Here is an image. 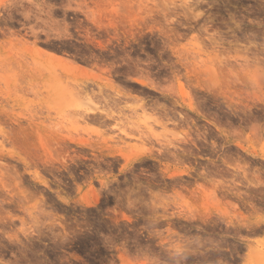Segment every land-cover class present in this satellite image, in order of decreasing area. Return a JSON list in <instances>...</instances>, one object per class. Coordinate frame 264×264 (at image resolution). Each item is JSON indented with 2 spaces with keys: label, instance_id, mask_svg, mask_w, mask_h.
<instances>
[{
  "label": "rangeland",
  "instance_id": "1",
  "mask_svg": "<svg viewBox=\"0 0 264 264\" xmlns=\"http://www.w3.org/2000/svg\"><path fill=\"white\" fill-rule=\"evenodd\" d=\"M0 1V264H264V0H115L119 33L93 0ZM194 127L216 149L135 161Z\"/></svg>",
  "mask_w": 264,
  "mask_h": 264
},
{
  "label": "bare ground",
  "instance_id": "2",
  "mask_svg": "<svg viewBox=\"0 0 264 264\" xmlns=\"http://www.w3.org/2000/svg\"><path fill=\"white\" fill-rule=\"evenodd\" d=\"M114 1L115 0H106V1H104L103 2V0H93V2H92V4L93 3H95V6L98 8L97 10H92L91 11V17H89V14H90V12H89V14L87 13V16L89 17V19H90V21H91V23H93V25H96V26H98V27H102L103 25H102V23H103V20H104V17H106V16H104V12H105V14H108V13H110L109 15H111V18L109 19L108 17H109V15H108V19H109V23H108V25H109V27L110 28H114L115 29V31L117 32V30H118V27L120 26V25H123V27H125L124 26V24H125V22L123 23V20L126 18V17H122V12L120 11V9H118L117 7H114L115 6V4H114ZM1 2V1H0ZM102 3H104V4H106V6L108 5V7L110 6L112 9L110 10V12H108V13H106L107 11H109L108 10V8H104L103 7V5H102ZM117 4V3H116ZM102 5V6H101ZM117 6V5H116ZM119 6H121V5H119ZM15 7V6H14ZM101 7H103V9L101 8ZM10 8V7H9ZM11 9V8H10ZM9 9V10H10ZM14 10V9H13ZM13 12V11H12ZM4 16V15H3ZM25 16V15H24ZM123 16H125V15H123ZM27 18H30L29 16L27 17L26 16V19ZM121 18H123L122 20H121ZM88 19V20H89ZM106 19V18H105ZM107 19V20H108ZM106 20V21H107ZM8 21H9V19H8ZM105 21V20H104ZM122 21V22H121ZM128 21H130L132 24H133V21L132 20H128ZM105 23V22H104ZM129 24V23H128ZM132 24H130V26H133ZM104 26H105V24H104ZM58 27H60V26H58ZM67 27V26H66ZM108 27V26H107ZM121 27V26H120ZM64 29V28H63ZM67 29V28H66ZM120 30H121V28H119ZM68 30V29H67ZM66 30V31H67ZM119 30V31H120ZM119 31L117 32V33H119ZM68 32V31H67ZM61 33H64V32H61ZM66 33V32H65ZM117 33H115V34H117ZM126 33V32H125ZM123 34V38H125L126 40H128L129 38L127 37V33L126 34ZM131 34V33H130ZM33 35H34V33H33ZM36 35V34H35ZM63 36H64V34H62ZM67 35H69V34H67ZM87 35L89 36V35H91L90 33H87ZM86 35V40H88L89 41V43H90V36L88 37ZM120 34H117L116 36H117V39H116V37L114 38V39H116L118 42H119V40H120V36H119ZM122 35V34H121ZM66 36V35H65ZM132 36H133V33H132ZM131 36V37H132ZM71 37V36H70ZM134 37V36H133ZM132 37V38H133ZM94 39H95V37H93ZM94 39L93 40H91V42L92 41H94ZM135 40V39H134ZM36 41H37V39H36ZM109 41V40H108ZM111 39H110V43H111ZM93 43V42H92ZM95 43V42H94ZM100 44V47L102 46V44H101V42H98L97 41V43L96 44ZM109 43V44H110ZM129 43V42H128ZM34 44H35V41H34ZM104 45V44H103ZM107 45V44H106ZM108 46V45H107ZM36 48V47H35ZM42 50V48L41 47H39V48H37V51L39 52V51H41ZM54 49V48H53ZM44 51V50H43ZM46 51V50H45ZM45 51H44V53H45ZM47 53V52H46ZM52 53V52H51ZM51 55V54H50ZM52 55H53V53H52ZM55 56V55H54ZM57 56V55H56ZM65 56V58H63V59H65V62H66V60L69 62V61H71V59H69V58H71L69 55H64ZM63 56V57H64ZM62 57V56H61ZM60 57V58H61ZM53 58H55V57H53ZM60 58H58L59 60H60ZM200 59V58H199ZM62 60V59H61ZM76 59H74V61H75ZM61 63H62V61H60ZM72 63H73V61H72ZM72 63H70V64H72ZM63 64V63H62ZM74 64H75V62H74ZM76 65V64H75ZM74 65V66H75ZM73 66V67H74ZM80 66V65H79ZM77 69V68H76ZM199 70V69H198ZM192 80V79H191ZM137 81V80H136ZM138 82V81H137ZM141 83H145L144 81H141ZM181 83V82H180ZM179 83V84H180ZM181 86H183L182 85V83H181ZM185 86V85H184ZM183 90V88H181V93H182V95L184 96V91H182ZM212 90V89H211ZM184 98V97H183ZM185 99V98H184ZM191 99V98H190ZM193 99V98H192ZM192 99L190 100V103L189 104H187V108H188V110L189 111H191V112H194V113H196L197 115H200L202 118H204V117H206V115L204 116V114L202 115V112H200V110L198 109V108H196L195 106H194V104L191 102L192 101ZM184 101V100H183ZM185 103V102H184ZM103 108V107H102ZM101 107H99L97 104H94L91 108H89L86 112L88 113H86L85 115H86V117H91V116H96L97 117V115L100 117V115H104V113H105V115H106V111H105V109L103 108L102 109ZM200 108V107H199ZM142 110H143V116H142V118H143V120L144 121H147V120H150L151 119V117H150V115L148 116V113L142 108ZM100 114V115H99ZM141 114V115H142ZM107 116V115H106ZM106 116H105V118H106ZM109 116V115H108ZM92 118V117H91ZM109 118V117H108ZM97 119V118H96ZM96 119H95V121H96ZM100 119H101V117H100ZM103 119H104V117H103ZM107 119V118H106ZM185 119V118H184ZM187 119V118H186ZM94 120V119H93ZM101 121H102V119H101ZM158 121V120H157ZM180 121H182L181 120V118H180ZM179 121V122H180ZM97 122V121H96ZM154 122H155V120H154ZM183 122V121H182ZM149 125V124H148ZM150 127V126H149ZM189 127V126H188ZM198 127V126H197ZM195 128V127H194ZM193 128V129H194ZM196 129V128H195ZM194 129V130H195ZM205 130V129H204ZM150 131V130H149ZM151 131H153V130H151ZM193 133V134H192ZM192 133H186V134H184V138L182 137V141H185L186 143H188V145H191V146H193L192 148H183V150H181V151H179V149L178 148H176V146L173 144H171L170 143V145H168V143H167V146H169V148L167 147H165L164 149H163V147H161L162 149H157V155H155L156 153H154V152H150V155H147V154H145V155H143V156H141V157H138V158H136L135 159V161L136 160H139V159H143V158H149V159H159V158H161V159H174V160H176V159H190L191 157H197V156H199V155H197V152L199 151V152H201V151H203L204 149V147H201V146H199L198 145V141L200 140V141H205V142H207L208 140H207V134H206V132H202L201 130H199V129H196V131H192ZM260 133V132H259ZM183 134L181 135L180 134V136H183ZM179 135V134H178ZM193 135H195V136H193ZM179 136V137H180ZM195 137V138H194ZM214 141V140H213ZM167 142H169V141H167ZM204 142V144H206ZM213 143V144H212ZM211 143V145H212V147L210 146V147H205V150L207 151V149L209 150V148L212 150V148H214L215 147V142H212ZM84 144V143H83ZM185 144V143H184ZM202 144H203V142H202ZM203 144V145H204ZM187 145V144H186ZM210 145V144H209ZM163 146V145H162ZM164 146H165V144H164ZM208 146V145H207ZM219 146V145H218ZM238 146H240V145H238ZM153 147V146H152ZM178 147V146H177ZM187 147V146H186ZM217 147V146H216ZM216 147H215V149H216ZM91 148V147H90ZM151 148V147H150ZM170 148H172V150L170 149ZM181 149H182V147H180ZM197 151L196 152V155H195V150ZM240 148L242 149L243 147L242 146H240ZM93 149V148H92ZM215 149H213V151L215 150ZM244 149V148H243ZM147 150V149H146ZM204 150V151H205ZM154 151V150H153ZM216 151V150H215ZM214 151V152H215ZM147 152H149L148 150H147ZM211 153H212V151H210ZM213 152V153H214ZM202 153H205V152H201V154ZM208 153H209V151H208ZM217 153V152H216ZM215 154V153H214ZM213 154V155H214ZM248 154V153H247ZM208 156V155H207ZM220 156V155H219ZM159 157V158H158ZM223 158V160H222V162H223V164L225 165L226 163H227V161H226V159H228V157L229 156H227V157H225V156H222ZM200 158V157H199ZM205 158V157H204ZM203 157H201L200 159H204ZM217 158V157H216ZM263 159H264V157H263ZM26 160V159H25ZM134 160L133 159H130L129 161H128V164H130V163H132ZM156 161V160H155ZM201 161V160H200ZM176 162V161H175ZM177 162H178V160H177ZM180 162H183V161H180ZM24 163V162H23ZM29 164V163H28ZM228 164V163H227ZM212 165H214V164H212ZM219 166V165H218ZM227 166V165H226ZM225 166V167H226ZM217 167V166H216ZM220 167V166H219ZM232 167V166H231ZM222 168H223V165H222ZM200 169V168H199ZM201 169H203V167L201 168ZM208 169V168H207ZM227 169H229V166L227 167ZM205 170V169H204ZM223 170H224V168H223ZM196 171V170H195ZM197 172V171H196ZM201 172H203V170L202 171H200V173ZM206 172H207V175L209 174V172L206 170ZM198 173V172H197ZM185 174H188V173H186V172H174L172 175V177H174V176H179V175H185ZM191 174V173H190ZM194 174V173H193ZM214 174V173H213ZM212 173H211V175H213ZM170 176V175H169ZM193 176V175H192ZM210 176V175H209ZM172 177H170V178H172ZM175 177V178H176ZM185 177V176H184ZM200 177H203V178H205L206 176H205V172H204V174L202 173V174H200L199 175V178ZM40 178V177H39ZM177 178H179V177H177ZM190 178V177H189ZM188 178V179H189ZM194 178H195V176H194ZM199 178H198V180H199ZM212 178H213V176H212ZM173 179V178H172ZM202 179V178H201ZM207 178H205V180H206ZM174 180V179H173ZM180 181V180H179ZM212 181V180H211ZM213 181H214V179H213ZM213 181H212V183H213ZM103 182V181H102ZM178 182V181H177ZM183 182V181H182ZM187 183V182H186ZM189 183H190V180H189ZM206 183H207V181H206ZM179 184V183H178ZM191 184V183H190ZM204 184V183H203ZM210 184V183H209ZM217 185V183L215 182L214 184H212L213 186L214 185ZM189 185V184H188ZM206 185H208V184H206ZM215 185V186H216ZM220 185V184H219ZM180 186V185H179ZM182 186V185H181ZM213 186H211L212 187V190H213V188L215 187H213ZM185 187V186H184ZM181 188V187H180ZM203 189V187L201 186L200 187V189ZM224 188V187H223ZM220 189V188H219ZM222 189V188H221ZM226 189V188H225ZM183 190V189H182ZM198 190H199V188H198ZM217 190V189H216ZM93 191V190H92ZM204 192L206 191V190H203ZM222 191V190H221ZM199 193H201L200 191H198ZM197 192V193H198ZM214 193L216 192V194L218 193L217 191H213ZM212 192V194H214ZM211 193V192H210ZM209 193V194H210ZM193 194V193H192ZM203 194V193H202ZM208 193H206V200L208 199V198H211L212 199V197H214L213 195H209ZM225 194V193H224ZM223 194V195H224ZM97 195V194H96ZM194 196H196V195H194ZM210 196V197H209ZM217 196V195H216ZM214 197V198H216L217 199V197ZM219 196H221V195H219ZM95 198H98V196L97 197H95ZM213 198V201L214 202H216L217 203V205H218V200H220V199H214ZM223 198V197H222ZM225 199V198H224ZM205 199H203L202 201H206ZM208 201V200H207ZM206 201V202H207ZM97 203H98V199L97 200H94V201H91V202H86V205H89V206H96L97 205ZM207 205H209L208 204V202L206 203ZM215 204V203H214ZM205 205V204H204ZM216 205V204H215ZM235 206V204L233 205V207ZM205 207V206H204ZM207 208H208V206H206ZM236 207V206H235ZM234 207V208H235ZM252 208H253V206H252ZM236 209H238L237 207H236ZM197 210V209H196ZM258 210V209H257ZM218 211V210H217ZM220 211V213H221V209L219 210ZM255 211V210H254ZM192 212V211H191ZM225 212V211H224ZM197 213H199V212H197ZM202 215H200V213H199V215L201 216V218L203 219V220H205V219H207V217H209L210 216V212H209V209H205V210H203V213H201ZM222 214H223V212H222ZM192 215H194V213L192 212ZM196 216H197V214H195ZM196 216H195V218H196ZM199 216V217H200ZM122 217L123 218H125L127 221H130L131 219L130 218H127L126 216H124V214H122ZM194 217V216H193ZM192 217V218H193ZM198 217V218H199ZM200 218V219H201ZM214 219V218H213ZM222 221V220H221ZM209 224L211 223V221L210 222H208ZM214 223H215V221H214ZM213 223V224H214ZM203 224V223H202ZM208 224V225H209ZM211 225V224H210ZM229 225H230V223H229ZM228 225V226H229ZM89 226V225H88ZM203 226V225H202ZM218 226V225H217ZM198 227V226H197ZM201 227V226H200ZM227 227V226H226ZM259 227V226H258ZM91 228H92V226H91ZM186 228V227H185ZM189 228V227H188ZM202 228V227H201ZM215 228V227H214ZM213 228V229H214ZM247 228V227H246ZM256 228V227H255ZM86 229V228H85ZM236 229V228H235ZM249 229V228H248ZM87 230V229H86ZM90 230V229H89ZM140 230V229H139ZM147 230V229H146ZM194 230V229H193ZM197 230V229H196ZM240 230V229H239ZM251 230V229H250ZM258 230H259V228H258ZM137 232H138V230H136ZM149 231V230H148ZM200 231V230H199ZM238 231V230H237ZM249 231V230H248ZM255 231H257V230H255ZM150 232V231H149ZM148 232V233H149ZM209 232V231H208ZM235 233V232H234ZM237 233V232H236ZM247 233V232H246ZM261 233V232H260ZM151 234V233H150ZM241 234V233H240ZM239 234V235H240ZM227 235V234H226ZM231 235H233V234H231ZM238 235V236H239ZM242 235V234H241ZM208 236V235H207ZM229 236V235H228ZM237 236V235H236ZM64 240V239H63ZM200 240V239H199ZM206 240V239H205ZM66 241V240H65ZM64 242V241H63ZM82 244V243H81ZM127 253V252H126ZM125 254V253H124ZM121 255V263H123V261L125 260V264H126V262H128V260H126L125 259V257H126V255ZM201 254V253H200ZM203 254V253H202ZM78 260V259H77ZM230 262V261H229ZM228 262V263H229ZM123 263V264H124ZM128 264V263H127ZM230 264V263H229Z\"/></svg>",
  "mask_w": 264,
  "mask_h": 264
},
{
  "label": "snow or ice",
  "instance_id": "3",
  "mask_svg": "<svg viewBox=\"0 0 264 264\" xmlns=\"http://www.w3.org/2000/svg\"><path fill=\"white\" fill-rule=\"evenodd\" d=\"M174 7H180V8H195V4L191 2V0H181L179 4L172 5ZM83 105H90L91 100L88 98H84L80 101ZM262 135H264V129H262L261 132ZM259 204V212L258 213H252L253 215V223H260L262 226H264V201H258ZM246 211H250L249 208L245 209Z\"/></svg>",
  "mask_w": 264,
  "mask_h": 264
}]
</instances>
